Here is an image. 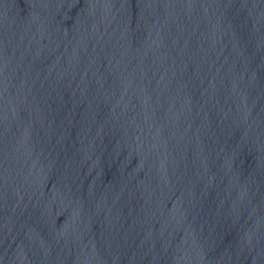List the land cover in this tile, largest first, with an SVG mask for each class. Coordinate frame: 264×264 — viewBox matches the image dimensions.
<instances>
[{
	"label": "water",
	"instance_id": "obj_1",
	"mask_svg": "<svg viewBox=\"0 0 264 264\" xmlns=\"http://www.w3.org/2000/svg\"><path fill=\"white\" fill-rule=\"evenodd\" d=\"M0 264H264V0H0Z\"/></svg>",
	"mask_w": 264,
	"mask_h": 264
}]
</instances>
